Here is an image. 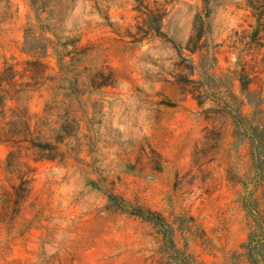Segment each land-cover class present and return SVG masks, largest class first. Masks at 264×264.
Wrapping results in <instances>:
<instances>
[{
  "label": "rangeland",
  "instance_id": "374dc122",
  "mask_svg": "<svg viewBox=\"0 0 264 264\" xmlns=\"http://www.w3.org/2000/svg\"><path fill=\"white\" fill-rule=\"evenodd\" d=\"M241 122L264 127V0H0V264H173L110 195L197 264H253Z\"/></svg>",
  "mask_w": 264,
  "mask_h": 264
},
{
  "label": "trees",
  "instance_id": "16d2710c",
  "mask_svg": "<svg viewBox=\"0 0 264 264\" xmlns=\"http://www.w3.org/2000/svg\"><path fill=\"white\" fill-rule=\"evenodd\" d=\"M149 15L151 16H161L157 10H148ZM150 31L155 35L162 37V32L160 27L154 28L150 25ZM198 38V37H197ZM247 132L248 139L250 142V152L253 159V165L257 171V174L262 176L264 175V143H263V126H247L241 122ZM109 200L112 204L117 205L119 209L125 213L141 217L143 220L152 223L158 231V234L161 236V247L160 251L167 256V261L173 264H197L194 262L193 258L190 255H186L181 249L177 248L174 240V227L167 221L165 217L157 212L150 210H144L137 206L126 205L123 200L119 199L116 196L110 195ZM179 222H183V217L177 219ZM264 242L261 239H258L256 242L252 238L249 243L246 245L250 257L249 260L253 264H264V253L262 248Z\"/></svg>",
  "mask_w": 264,
  "mask_h": 264
}]
</instances>
